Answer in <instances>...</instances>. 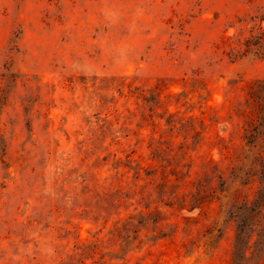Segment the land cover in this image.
Segmentation results:
<instances>
[{"label": "rangeland", "instance_id": "rangeland-1", "mask_svg": "<svg viewBox=\"0 0 264 264\" xmlns=\"http://www.w3.org/2000/svg\"><path fill=\"white\" fill-rule=\"evenodd\" d=\"M235 263L264 264V0H0V264Z\"/></svg>", "mask_w": 264, "mask_h": 264}, {"label": "trees", "instance_id": "trees-1", "mask_svg": "<svg viewBox=\"0 0 264 264\" xmlns=\"http://www.w3.org/2000/svg\"><path fill=\"white\" fill-rule=\"evenodd\" d=\"M253 136V135H252ZM235 264H239V263H235Z\"/></svg>", "mask_w": 264, "mask_h": 264}]
</instances>
